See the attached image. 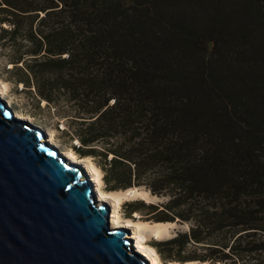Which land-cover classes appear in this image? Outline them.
<instances>
[{"label":"trees","instance_id":"trees-1","mask_svg":"<svg viewBox=\"0 0 264 264\" xmlns=\"http://www.w3.org/2000/svg\"><path fill=\"white\" fill-rule=\"evenodd\" d=\"M0 46L107 191L169 197L131 214L190 224L162 261L264 264V0H0Z\"/></svg>","mask_w":264,"mask_h":264},{"label":"water","instance_id":"water-1","mask_svg":"<svg viewBox=\"0 0 264 264\" xmlns=\"http://www.w3.org/2000/svg\"><path fill=\"white\" fill-rule=\"evenodd\" d=\"M43 139L0 97V264H149L80 165Z\"/></svg>","mask_w":264,"mask_h":264},{"label":"rangeland","instance_id":"rangeland-1","mask_svg":"<svg viewBox=\"0 0 264 264\" xmlns=\"http://www.w3.org/2000/svg\"><path fill=\"white\" fill-rule=\"evenodd\" d=\"M17 54H19L17 52ZM15 56L13 52L6 51L4 49H1L0 46V96L2 91L6 92L3 96V100L5 103L14 111V113L17 114H24L26 116H30L34 119V121H31L30 123L34 126L38 127L42 131L43 140H48L54 147L58 149V152L61 154L65 153L70 150L75 153V151L72 149L74 145L79 144L77 141H73L70 138V135L65 130L66 124L69 121H66L68 118H61L56 113H54L49 108L45 107L43 104H38L35 92L27 90H22L21 85L17 86L13 80L10 72L8 69L11 65H9L10 57ZM5 88V89H4ZM4 89V90H1ZM64 104H61V106ZM64 110H70L67 106L62 107ZM20 111V112H19ZM22 111V112H21ZM62 115H68L62 114ZM65 130V131H64ZM56 142V143H55ZM78 155V154H77ZM78 157L83 161L82 164H76L80 165V167L84 170L85 177L89 180L90 183L94 185L92 182L91 174L89 173V162H92L96 167H98V163L96 162L95 158L91 156H80ZM88 161V162H86ZM84 166V167H83ZM88 166V167H87ZM87 167V168H86ZM99 168V167H98ZM100 169V168H99ZM102 172V170L100 169ZM103 172L101 179L103 180ZM99 186V189L104 192H113V191H107L106 185L104 181H102L101 184H97ZM95 186V185H94ZM97 187V186H96ZM95 187V189H96ZM132 188H139L143 192H150V194H145L143 196H135L132 198L126 199L123 204L121 205L119 209L120 215L124 218L131 219L134 222H143L149 225L145 230L143 229V233L146 236V239L148 240V244L150 243H160V242H168L171 239L175 238L180 232H188L190 229V224L187 222H181L179 219H177L175 222H163L158 221L157 218L163 217V215L157 216V218H154L155 216L149 215L146 211H138L131 214V210L135 207L143 208L145 205L154 204L158 206L159 210H162L163 207L168 203L169 197L168 196H160V195H154L149 189H147L144 186L135 187ZM98 189V188H97ZM122 191V190H119ZM106 204L108 205L110 212L113 211L114 203L113 198H108L106 200ZM131 214V215H130ZM111 215V214H110ZM130 215V216H129ZM124 218V219H125ZM164 224L167 225L161 235V237L157 236L153 230L152 226H155V224ZM151 228V229H150ZM126 231L127 228H124ZM131 229V228H130ZM129 229V230H130ZM255 232V231H254ZM258 238L260 237L259 231H257ZM232 235V232L225 231L221 232L218 237L221 239H230ZM129 238H133L132 240L137 241L138 239H134L133 236V229L130 230ZM137 244L134 243V246ZM206 254V250H204L203 247H199V245H193L190 244L187 246L185 250V255L190 257H201ZM194 264H209L208 262H200V261H190ZM190 262L181 263L178 261H170V260H163V263H179V264H186Z\"/></svg>","mask_w":264,"mask_h":264},{"label":"bare ground","instance_id":"bare-ground-1","mask_svg":"<svg viewBox=\"0 0 264 264\" xmlns=\"http://www.w3.org/2000/svg\"><path fill=\"white\" fill-rule=\"evenodd\" d=\"M4 89H1V90H4ZM5 93L6 92L2 91L0 97L3 98L4 97L3 95ZM43 105H45V102L43 103ZM16 116L18 118H21L22 120H27L29 122L34 121V119L32 117L26 116L22 113L17 114ZM43 141L46 142V140H43ZM47 142L50 145H52L48 140H47ZM62 154L73 164H82V163H84L83 161H85V160L82 161L76 153H74L70 150H68L66 153L64 151V153H62ZM86 162H88V161H86ZM89 166L90 167H88V166L87 167L89 168L88 170H89V173L91 174L92 182L94 183L95 187L97 186L95 189V192L96 191L98 192V194L96 193V196H97L100 204H106V200H108V198H111V199L113 198L114 208H113V211L110 212V214H111L110 215V221H111L113 228H127L128 232H130V230L133 229V236L135 237L134 239H138L137 241L133 240V246H134V243L137 244L136 246H134L135 250L142 253L147 258L149 264H166V263H163L161 256L159 255L158 251L153 246L148 244V240L146 239V236L143 233V229L145 230L147 227H149V225H147L146 223H143V222H134L131 219H128L125 217H124L125 218L124 219L119 213V209L126 199L132 198L135 196H143L145 194L149 195L150 192H148V191L143 192L139 188H130L128 190L115 191V192H104V191L100 190L99 186L97 185V184H101L103 181L101 179L102 172L92 162H89ZM85 175L83 177H85ZM166 226L167 225H164L161 223L155 224V226H152V230L157 236L161 237L165 228H167ZM132 239L133 238H131V240ZM167 264H179V263H167ZM186 264H194V263L190 262V263H186Z\"/></svg>","mask_w":264,"mask_h":264}]
</instances>
